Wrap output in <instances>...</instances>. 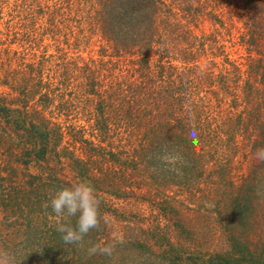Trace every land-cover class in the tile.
Instances as JSON below:
<instances>
[{"label": "trees", "instance_id": "trees-1", "mask_svg": "<svg viewBox=\"0 0 264 264\" xmlns=\"http://www.w3.org/2000/svg\"><path fill=\"white\" fill-rule=\"evenodd\" d=\"M0 149L2 202L46 224L58 190L96 189L110 227L83 255L119 231L264 261V0H0Z\"/></svg>", "mask_w": 264, "mask_h": 264}, {"label": "rangeland", "instance_id": "rangeland-1", "mask_svg": "<svg viewBox=\"0 0 264 264\" xmlns=\"http://www.w3.org/2000/svg\"><path fill=\"white\" fill-rule=\"evenodd\" d=\"M5 157L4 149H0V163ZM3 176L0 175V264H4L5 257L7 264H203L194 257L193 250L178 246H165V249L158 246L146 248L119 244L111 256H89L83 255L84 247L65 242L58 245L47 235L48 229L55 225L48 217L49 222L46 224V221L41 219L43 215L41 218L29 215L17 206H6L2 202L9 196L6 184H3ZM128 218L133 220L131 216ZM36 232L37 237L42 240L40 244L38 238H35V244L29 239L30 234L33 236ZM116 232L125 235L123 232ZM138 234L144 235L140 231L135 233ZM86 245L87 248L91 247L87 243ZM261 252H264V245L258 249V253ZM254 264H264V261L259 260Z\"/></svg>", "mask_w": 264, "mask_h": 264}, {"label": "clouds", "instance_id": "clouds-1", "mask_svg": "<svg viewBox=\"0 0 264 264\" xmlns=\"http://www.w3.org/2000/svg\"><path fill=\"white\" fill-rule=\"evenodd\" d=\"M264 153V149L257 150V156ZM175 159V158H174ZM101 199L96 189L87 181L72 184L58 190L46 202L44 207L51 208L48 214L53 221L56 230L62 233V239L66 244L82 245L84 237L92 230H101L102 224L110 227L108 214L101 212ZM76 217L75 225L71 218ZM124 242L123 236L116 231L110 233L109 241L100 240L87 249L89 256H111L117 244ZM4 264H7L6 257Z\"/></svg>", "mask_w": 264, "mask_h": 264}]
</instances>
